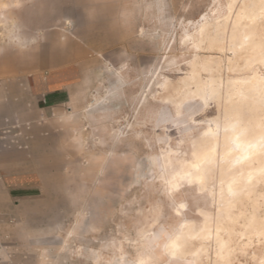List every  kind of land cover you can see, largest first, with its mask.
Instances as JSON below:
<instances>
[{"label":"rangeland","instance_id":"rangeland-1","mask_svg":"<svg viewBox=\"0 0 264 264\" xmlns=\"http://www.w3.org/2000/svg\"><path fill=\"white\" fill-rule=\"evenodd\" d=\"M6 2L0 264H195L197 254L199 264H215L212 231L225 207L237 219L229 263L264 264V240L243 235L250 216L264 222L263 183L241 201L222 197L225 164L226 175L217 167L208 182L212 196L186 182L171 192L161 166L170 149L193 161V142L223 120L215 99L179 104L191 66L210 62L214 70L201 79L223 91L249 76L242 60L229 68L227 40L199 43L204 29L216 35L232 0ZM166 80L179 92L163 90ZM208 217L206 239H190L181 255L168 251L187 225L199 233Z\"/></svg>","mask_w":264,"mask_h":264},{"label":"bare ground","instance_id":"bare-ground-1","mask_svg":"<svg viewBox=\"0 0 264 264\" xmlns=\"http://www.w3.org/2000/svg\"><path fill=\"white\" fill-rule=\"evenodd\" d=\"M0 6L6 7V0H0ZM261 21L264 23V0H232L229 5V16L217 27L216 35L212 36L209 29H204L199 34V43H204L207 39L212 43L227 40L226 50L233 55V58L227 59L229 68L235 67V64H238L237 60H242L244 69L249 71V76L241 78L239 82H236L237 79L233 80L223 91L220 85L215 86L216 81L213 79L209 81L201 79V72L214 70L210 62L195 63L191 66L190 76L183 83V98L179 104L184 103L192 95L200 97L203 101L215 99L219 106L223 104V120L214 121L193 142V161L177 157L170 149L161 166L171 192L177 191L181 183L186 182L196 184L200 191L208 189L212 196L208 182L214 177V170H217V167L220 168L221 177L222 174L226 175L222 169L225 164H229L231 172L227 173L229 181L219 190L223 192L222 197L238 202L245 197L256 195L259 184H264V73L261 75L256 69L258 65L264 66V34H260L258 30ZM217 67L220 68V64H217ZM162 86L165 91L173 89L179 92L180 89L173 87L167 80ZM190 86H194V91ZM167 98L170 99V94ZM225 147L233 150V153L229 155ZM220 159L223 161L219 162ZM259 203L255 201L252 207H257ZM215 220V231H212L218 237L215 264H230V258L235 250L232 242L237 219L231 209L225 207L219 210ZM211 222L208 217L206 225L202 226L203 230L199 233L193 232L191 226L187 225L179 236L176 235L177 237L169 242L168 251L173 255L184 254L190 239L194 237L206 239L212 233ZM244 227L243 235H255L264 240V222L257 221L252 215L246 219ZM221 232L227 233V239L222 238ZM199 259L197 254L195 264H199Z\"/></svg>","mask_w":264,"mask_h":264}]
</instances>
